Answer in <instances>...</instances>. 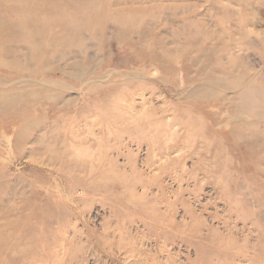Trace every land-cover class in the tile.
<instances>
[{"label": "rangeland", "instance_id": "obj_1", "mask_svg": "<svg viewBox=\"0 0 264 264\" xmlns=\"http://www.w3.org/2000/svg\"><path fill=\"white\" fill-rule=\"evenodd\" d=\"M141 7L41 62L0 24V264H264V0Z\"/></svg>", "mask_w": 264, "mask_h": 264}, {"label": "bare ground", "instance_id": "obj_2", "mask_svg": "<svg viewBox=\"0 0 264 264\" xmlns=\"http://www.w3.org/2000/svg\"><path fill=\"white\" fill-rule=\"evenodd\" d=\"M111 1L113 6L108 9L110 3L105 0H0V24L8 23L9 34L15 38L12 40L29 44L35 60L41 62L56 47L68 48L72 42L82 47L85 42L80 36L82 30L92 37L103 34L108 22L113 20L120 27L118 32L123 34L130 22L137 25V18L147 11L141 7L143 0H122L133 4L125 7H119L117 3L121 2L117 0ZM9 34L3 38L10 40ZM63 34L73 35L72 41L63 40ZM257 101L264 107V99ZM246 137L251 142L264 141V133L255 130L246 133Z\"/></svg>", "mask_w": 264, "mask_h": 264}]
</instances>
